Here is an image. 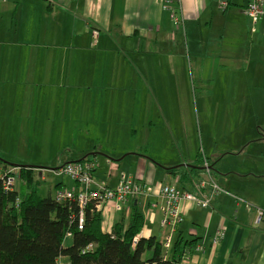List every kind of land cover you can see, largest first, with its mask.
<instances>
[{
    "label": "crops",
    "instance_id": "crops-1",
    "mask_svg": "<svg viewBox=\"0 0 264 264\" xmlns=\"http://www.w3.org/2000/svg\"><path fill=\"white\" fill-rule=\"evenodd\" d=\"M252 1L227 0L223 7V0H181L171 5L180 9L176 26L161 0H0V135L3 126H18L22 136L81 142L66 146L64 165L91 161L95 180L111 189L122 174L142 184L160 182L156 193L134 203L145 217L138 237L162 243L168 230L154 207L162 202L157 189L169 184L195 193L194 183L212 177L224 193L210 208L190 205L173 243L179 236L184 245L194 243L179 264H264V225L256 222V209L264 208V151L246 149L264 143V125L255 141L234 128L236 148L216 128L194 145L191 125H171L173 107L183 99L190 104L195 82L207 94L242 81L241 102L234 105L245 97L262 105L264 21L254 23L247 14ZM155 114L169 125H157ZM21 163L32 168L34 181L45 169ZM18 181L15 190L30 191ZM61 190L84 187L69 178L48 189L49 196ZM102 216L106 233L130 221L115 202ZM219 228L225 237L213 247ZM72 239L67 236L66 247Z\"/></svg>",
    "mask_w": 264,
    "mask_h": 264
},
{
    "label": "trees",
    "instance_id": "trees-1",
    "mask_svg": "<svg viewBox=\"0 0 264 264\" xmlns=\"http://www.w3.org/2000/svg\"><path fill=\"white\" fill-rule=\"evenodd\" d=\"M16 167L17 179L31 189L5 192L0 186V264H179L191 251L194 242L184 245L182 236L168 252L156 237H138L145 217L134 201L129 205V223L119 221L112 233L104 232L103 212L90 203L81 230L77 202L41 197L32 168ZM68 235L73 239L66 247Z\"/></svg>",
    "mask_w": 264,
    "mask_h": 264
},
{
    "label": "rangeland",
    "instance_id": "rangeland-1",
    "mask_svg": "<svg viewBox=\"0 0 264 264\" xmlns=\"http://www.w3.org/2000/svg\"><path fill=\"white\" fill-rule=\"evenodd\" d=\"M194 89V96L191 97L190 104H186V100L183 99L181 106L176 104L173 107L175 108V114L171 115V125H191L188 128V136L193 138L194 145L198 136L202 135L203 137L209 132L213 135L215 128L220 139L229 141V144L234 148H236L235 140L239 138L231 136L234 128H239L238 131L246 137V140L250 138L252 141H255L254 139L258 136L256 132L257 128L260 125H264V101L262 105L253 106V98L250 97L248 101L245 97L243 99L245 104L235 106V101L241 102L244 82L228 81L225 89L222 85L218 84L216 90L213 92L209 91L207 94H203V83L195 82ZM246 104L247 106L245 107ZM166 117L170 120L168 115ZM151 118L150 114L149 121ZM154 120L157 125H169L164 121V117L159 114L154 115ZM195 125H202L201 131L197 128L195 129ZM215 125H218V127ZM33 128H30V135L31 133L33 134ZM18 130V126H3L4 132H1L2 135H0V164L10 163L22 166L21 162H29L33 167L45 168L41 175L40 173L35 174L38 176V180L34 181V187L38 188L39 186L40 196L46 198L49 196L48 189L55 187L61 181H69V178L65 176L58 177L54 174V170L61 168L68 159L66 146L68 144L74 146L75 144L78 147H82V143L75 141L72 143H62L56 139L51 140L47 136L41 135L37 137L31 135L29 137L25 134L22 136L18 134ZM259 134L262 135L261 133ZM256 143L252 142L246 147L247 150H251L255 155L259 151H264V143L259 146H256ZM156 146V144H152L151 148H154L156 151ZM254 159L256 161L260 160L257 157ZM246 160L247 158L236 159L239 163L246 162ZM252 162L254 164L257 163L254 160ZM40 176L44 177L45 180H41ZM19 183H21L20 179ZM159 184L160 182H149V185L153 188L158 187ZM17 190L20 191L19 188Z\"/></svg>",
    "mask_w": 264,
    "mask_h": 264
},
{
    "label": "built area",
    "instance_id": "built-area-1",
    "mask_svg": "<svg viewBox=\"0 0 264 264\" xmlns=\"http://www.w3.org/2000/svg\"><path fill=\"white\" fill-rule=\"evenodd\" d=\"M164 8L170 12L171 20L174 25L178 26L181 16L180 9L172 4H180L181 0H161ZM223 7L228 6L227 0H223ZM247 14L252 18L254 23L264 21V0H253L246 7ZM205 168L209 171V164H205ZM19 168L0 167V186L5 192H12L18 178ZM94 164L91 161H82L69 163L63 167L54 170L58 176H66L72 181L82 185L84 191L75 193L70 190L59 191L55 199L57 202L74 201L77 202L80 209L79 229H83L85 222V210L90 203H94L96 207L104 211L105 207L110 202H115V209L121 211L127 207L129 212V205L139 197H147L150 194L156 193V188L151 187L147 183L142 184L133 181L122 174L120 177L119 186L116 189L107 187L104 183H98L93 175ZM195 193L185 190H180L177 187L169 184H164L159 187V199L161 204H155V208H159L162 213L161 226L168 230L163 241L165 251H170L173 245L174 234L178 227L184 221V217L188 209L192 205L195 208H210L214 197L224 193L223 188L215 182L212 177L205 180L202 179L194 183ZM257 224L264 225V208L256 209ZM225 237L223 228H219L212 239L213 247H216ZM89 248H92L89 247ZM186 256L184 259H187Z\"/></svg>",
    "mask_w": 264,
    "mask_h": 264
},
{
    "label": "water",
    "instance_id": "water-1",
    "mask_svg": "<svg viewBox=\"0 0 264 264\" xmlns=\"http://www.w3.org/2000/svg\"><path fill=\"white\" fill-rule=\"evenodd\" d=\"M16 168H19V167H16Z\"/></svg>",
    "mask_w": 264,
    "mask_h": 264
}]
</instances>
